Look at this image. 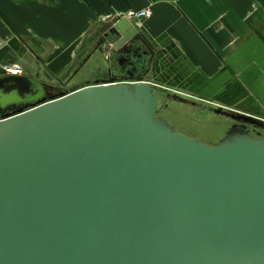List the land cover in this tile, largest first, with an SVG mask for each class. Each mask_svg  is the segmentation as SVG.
<instances>
[{
    "label": "water",
    "instance_id": "95a60500",
    "mask_svg": "<svg viewBox=\"0 0 264 264\" xmlns=\"http://www.w3.org/2000/svg\"><path fill=\"white\" fill-rule=\"evenodd\" d=\"M104 37L150 48L127 17ZM47 87L0 68V264H264V137L179 133L144 77Z\"/></svg>",
    "mask_w": 264,
    "mask_h": 264
},
{
    "label": "crops",
    "instance_id": "0c3cea01",
    "mask_svg": "<svg viewBox=\"0 0 264 264\" xmlns=\"http://www.w3.org/2000/svg\"><path fill=\"white\" fill-rule=\"evenodd\" d=\"M145 9L149 17L130 15ZM123 17L150 44L145 79L157 98L264 120V0H0V68L17 64L48 84L46 73L75 70Z\"/></svg>",
    "mask_w": 264,
    "mask_h": 264
},
{
    "label": "flooded vegetation",
    "instance_id": "af4514ba",
    "mask_svg": "<svg viewBox=\"0 0 264 264\" xmlns=\"http://www.w3.org/2000/svg\"><path fill=\"white\" fill-rule=\"evenodd\" d=\"M106 32L107 30L99 35L90 52L86 53L87 56L80 61L72 75L60 85L59 89H55V86L51 83L46 84L49 91L48 98L60 96L75 88L86 84H93L96 81L115 80L117 82H126L140 77H146L148 71V59L146 60L145 56L148 52L144 50L146 53H143V50H140L132 56H115L111 51V48L110 53L107 50L108 43L105 41L106 38L104 37ZM97 53H99V64L96 66V69H92L87 60ZM105 53L107 54L106 57ZM175 109L176 108L171 106L168 111L169 113L175 112ZM218 112L222 113V111ZM221 113H219V116L222 115ZM224 115L227 119L219 120V122L213 124L212 127L217 130L211 134L214 139L209 144L213 145L216 142H220L223 135L225 134L226 136L231 130H243L249 136L255 138L264 137V120L251 122L237 113H225ZM162 116L167 119L165 115ZM198 138L202 140L200 136H198Z\"/></svg>",
    "mask_w": 264,
    "mask_h": 264
},
{
    "label": "rangeland",
    "instance_id": "374dc122",
    "mask_svg": "<svg viewBox=\"0 0 264 264\" xmlns=\"http://www.w3.org/2000/svg\"><path fill=\"white\" fill-rule=\"evenodd\" d=\"M72 70H67L59 78L46 73L49 79L44 80V81H46L48 84L51 83L52 85H54L55 89H59L60 85L63 82H65L69 78V76L72 75L73 73ZM24 73H25V70H24ZM157 90H159V88H157ZM158 95H159L158 101H159V107H160L158 111V117L165 118L164 116H162V115H165L167 119L169 120V123L172 126H174L175 131L186 134L191 137L198 138V136H200L201 139L205 142H208V144L211 143L212 140L214 139L211 136V134H213V132L217 130L212 127L213 124H216L217 122H219V120L227 119L224 113L218 112L214 109L210 111L209 110L210 108H208L207 106H206L207 110L204 109L206 108L204 106L202 108H200L201 106L197 108V107H193L189 105V104H192V102H187V101L182 102V100L181 101L175 100V98H171L172 96L163 95L162 92H160ZM171 105L172 107L176 109H175V112L169 113L168 110L171 107ZM218 113H221L224 116L222 115L219 116L217 115ZM210 129H213V130H210ZM224 137H225V134L223 135L222 139ZM219 143L220 142H216L213 145L219 144Z\"/></svg>",
    "mask_w": 264,
    "mask_h": 264
},
{
    "label": "built area",
    "instance_id": "2783aa9c",
    "mask_svg": "<svg viewBox=\"0 0 264 264\" xmlns=\"http://www.w3.org/2000/svg\"><path fill=\"white\" fill-rule=\"evenodd\" d=\"M130 15L136 18H144V17H149L151 15V11L149 9L141 10L138 12L132 11ZM2 70L6 74H12V75H23L24 74V68L17 64L5 66Z\"/></svg>",
    "mask_w": 264,
    "mask_h": 264
}]
</instances>
